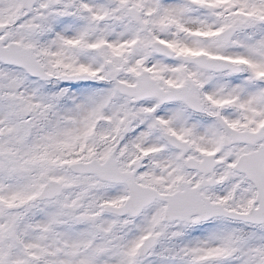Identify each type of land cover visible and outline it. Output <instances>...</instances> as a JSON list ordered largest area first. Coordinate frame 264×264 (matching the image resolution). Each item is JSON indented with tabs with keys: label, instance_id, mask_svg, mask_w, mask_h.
Returning <instances> with one entry per match:
<instances>
[{
	"label": "snow or ice",
	"instance_id": "obj_1",
	"mask_svg": "<svg viewBox=\"0 0 264 264\" xmlns=\"http://www.w3.org/2000/svg\"><path fill=\"white\" fill-rule=\"evenodd\" d=\"M0 264H264V0H0Z\"/></svg>",
	"mask_w": 264,
	"mask_h": 264
}]
</instances>
